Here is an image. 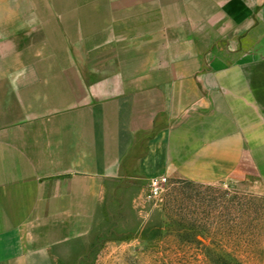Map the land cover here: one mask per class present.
I'll use <instances>...</instances> for the list:
<instances>
[{
	"label": "crops",
	"instance_id": "1",
	"mask_svg": "<svg viewBox=\"0 0 264 264\" xmlns=\"http://www.w3.org/2000/svg\"><path fill=\"white\" fill-rule=\"evenodd\" d=\"M160 176L264 183V0H0V264H79Z\"/></svg>",
	"mask_w": 264,
	"mask_h": 264
},
{
	"label": "rangeland",
	"instance_id": "2",
	"mask_svg": "<svg viewBox=\"0 0 264 264\" xmlns=\"http://www.w3.org/2000/svg\"><path fill=\"white\" fill-rule=\"evenodd\" d=\"M169 178L162 201L135 207L85 246L79 264H264V183L235 176L200 184ZM73 260V258H70Z\"/></svg>",
	"mask_w": 264,
	"mask_h": 264
},
{
	"label": "built area",
	"instance_id": "3",
	"mask_svg": "<svg viewBox=\"0 0 264 264\" xmlns=\"http://www.w3.org/2000/svg\"><path fill=\"white\" fill-rule=\"evenodd\" d=\"M169 178L160 176L150 180L146 199L150 202L158 203L162 201L165 191L169 186Z\"/></svg>",
	"mask_w": 264,
	"mask_h": 264
}]
</instances>
